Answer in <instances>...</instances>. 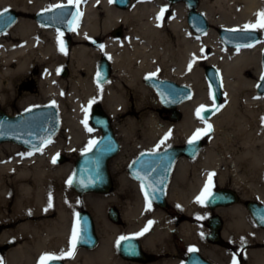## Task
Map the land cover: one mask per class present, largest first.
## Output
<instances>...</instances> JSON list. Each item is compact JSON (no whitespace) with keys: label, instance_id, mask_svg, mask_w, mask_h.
Returning a JSON list of instances; mask_svg holds the SVG:
<instances>
[{"label":"bare ground","instance_id":"1","mask_svg":"<svg viewBox=\"0 0 264 264\" xmlns=\"http://www.w3.org/2000/svg\"><path fill=\"white\" fill-rule=\"evenodd\" d=\"M58 4L72 3L69 0H0V9L34 13ZM77 6L81 20L71 33L75 43L71 51L63 48L62 37L56 29L41 27L30 19H20L7 33L0 35V104L5 106L9 100L18 99L26 106L39 103L42 100L32 93L37 86L45 101L63 108L65 127L71 123L66 102L77 113H82L94 100L116 119L122 112H131L129 108H134V100L139 101L140 106L147 98L149 90L142 85L146 76L164 74L193 88L195 93L180 106L184 120L174 128L160 124L154 115L144 116L142 138L147 141L145 147L157 149L160 139H164L165 145L187 141L197 129H207L211 125L206 134L208 143L199 156L192 161L179 162L183 183L176 187L171 203L190 216L204 214V208L196 201L197 188H205L215 176L219 177L222 188H227L225 180L230 175L233 179L230 189L238 192L243 200L254 199L264 204V95L256 92L262 75L260 58L264 41L254 47L234 49L218 40L214 30L197 36L186 24L184 5L171 7L166 0H133L127 9L117 7L113 0H79ZM201 11L213 26L242 30L245 25L257 22V14L264 11V0H201ZM119 26L125 29L124 37H111ZM256 29L262 30L264 35V29ZM96 38L103 41L101 51L91 47V41ZM102 54L109 57L114 70L113 78L105 85L95 80L96 61ZM60 59L71 61L69 83L62 81L54 71ZM36 61L45 67L40 75H36ZM203 62L215 68L221 78L223 100L218 108L208 79L200 68ZM202 105L217 108V113L208 122L198 124L196 112ZM139 123L135 117L128 116L122 127L116 125L126 147L130 140L137 138ZM69 137L73 145H78L88 136L74 131ZM56 154L57 151L51 155V162ZM36 156L27 161L23 158L27 164L38 161L40 165L34 173L25 167L19 170L16 165L22 161L17 156L0 161V223L6 222L9 227L0 241L12 236L31 239L30 246L16 247L6 257L0 254V261L3 264H39L44 254L57 256L69 251L68 254L74 255L69 264H78L79 257L83 260L80 264H123L116 253L119 227L110 224L104 212L111 204L120 205L130 231L141 222L138 221L142 212L139 201L128 206L120 202L132 185L126 175L116 176L115 193L103 194L105 197H99L91 205L101 233L97 248L74 253L70 249L73 240L69 227V205L73 200L68 197L66 188H56L53 183L54 180L62 183L64 172L71 165L44 168L42 159ZM191 172L195 184L190 181ZM8 174L13 178H6ZM64 182L66 184L65 178ZM11 196L15 197L13 208L5 205L4 212L1 203ZM52 208L57 214L55 219L30 221L10 228V221L18 217L49 213ZM215 211L226 221L224 238L244 252L246 262L264 264V228L253 222L246 207L239 204L218 207ZM163 221L164 218L158 217L151 220V224ZM181 229L187 241L200 233L199 226L189 222ZM212 251L226 254L219 246H213Z\"/></svg>","mask_w":264,"mask_h":264},{"label":"water","instance_id":"2","mask_svg":"<svg viewBox=\"0 0 264 264\" xmlns=\"http://www.w3.org/2000/svg\"><path fill=\"white\" fill-rule=\"evenodd\" d=\"M132 0H114L117 7L126 9L130 6ZM171 4L184 3L187 8V24L197 35H203L210 31L211 24L207 16L200 9V0H168ZM63 7H54L52 10H42L34 15V20L41 26L54 28L62 34L70 33L81 19V13L74 4H60ZM6 15L0 19V35L6 33L19 20L18 11L8 9ZM11 17V22L8 18ZM220 28L218 34L222 42L229 48H245L257 45L262 40V34L258 30H236ZM117 37H122L121 29L115 32ZM250 45V46H249ZM262 66L264 71V52L262 54ZM67 71L63 75H67ZM264 75V72H263ZM111 64L107 57L102 58L98 66L96 80L105 84L110 80ZM206 76L210 82L213 96L217 102L222 99L221 80L215 68L208 67ZM262 77V76H261ZM147 86L153 88L160 97L161 105L173 114L172 120H182V113L178 110L180 105L192 99L194 96L193 88L187 85H181L173 80L149 76L145 79ZM257 92L264 95V79H260L257 85ZM201 110L200 117L208 120L213 115V108H204ZM90 123L94 129L102 131V137L94 144L92 149L79 156L75 163L74 174L69 186L78 195L86 194H108L112 190V178L109 170V162L120 151V143L112 127L110 116L106 111L96 106L93 108ZM61 127L59 110L54 105H45L27 109L18 115L12 116L0 109V146L11 143L29 150H40L47 145L55 135L58 134ZM202 140H197L193 144L187 143L184 146H172L163 153L148 154L140 156L133 162L129 172L140 179L144 172L152 175L166 172L164 183L159 187H149L145 181V191L148 196L155 201L161 208L166 207L165 190L172 168L180 158L196 159L203 149ZM145 159L151 161L146 162ZM150 165L151 169L147 171L143 165ZM158 191V194L153 192ZM210 209L221 206L234 205L239 202L237 193L233 190H219L212 193L205 200ZM246 208L252 219L262 228H264V204L250 201ZM110 219L118 222V212L112 208L109 213ZM218 223V219H216ZM78 238L76 247L93 249L98 245L94 219L89 212H81L76 221ZM133 238L124 240L120 245L121 251H126ZM201 264H209L199 257ZM44 264H64L56 259H49ZM190 264V262H187Z\"/></svg>","mask_w":264,"mask_h":264},{"label":"rangeland","instance_id":"3","mask_svg":"<svg viewBox=\"0 0 264 264\" xmlns=\"http://www.w3.org/2000/svg\"><path fill=\"white\" fill-rule=\"evenodd\" d=\"M132 2H133V0H132ZM132 2H131V4H132ZM166 2L171 7H173L175 5H178V4L184 5V7H185V19H187L188 8H187V6L184 3L170 4L167 0H166ZM72 4L77 5V3H72ZM131 4H130V6H131ZM53 8L54 7H51L49 10H51ZM7 9H14V8H7ZM200 9H201V0H200ZM3 10L4 9H0V11H3ZM16 11H18V10H16ZM18 12L20 14V19H22V18L23 19H30V20H33L36 23V21L34 20V15L37 12H34V13H24V12H21V11H18ZM169 15H170V13H169ZM36 24L39 25L38 23H36ZM186 24H187V21H186ZM187 26H188V24H187ZM220 28L221 27L213 26L211 24V30H214V31L217 32L218 40H220L219 34H218V30ZM119 29H121L122 32H123V35H122V38H123L124 37V34H125V29H124L123 26L117 27L112 32L111 37H113V38H119V37H117L115 35V32L117 30H119ZM251 30H258V31H260L262 33V36H263L262 41H264V35H263V31L262 30H260V29H251ZM71 33L72 32H70V33H68L66 35L60 34V36L62 37L63 48L66 49L67 51H71V49L75 45ZM197 36H203V35H197ZM119 39H121V38H119ZM102 42H103L102 39L96 38V39H94V40L91 41V47L94 48V49H98L99 51H101L102 48H103V46H102L103 43ZM262 53H261V56H262ZM210 54H211V51L208 52V54H207L208 57H209ZM104 57H107L109 59L108 56H106L105 54H102V55L99 56V58L96 61V65H95L96 66V72H95L96 74H97V69H98V65L100 63V60H102V58H104ZM57 61H59V62H57V66L54 67V69H55L54 71L57 73L58 77L62 81H65V82L69 83V80L72 77L71 61L70 60H67V59H60V60H57ZM109 61L111 63V60L110 59H109ZM260 61H261V58H260ZM35 63L38 64V68L36 69V75H40L41 74V70L45 69V67L44 66H41V64L38 63L37 61ZM261 66H262V63H261ZM208 67L209 66L207 65L206 62H203L202 65H201V67H200L201 70H203L205 76H206V70H207ZM64 70H67V72H68L66 76H64L62 74ZM111 71H112L111 78H110V80L108 82L111 81V79L113 78V74H114V70H113L112 63H111ZM262 73H263V68H262ZM34 76H35V74H34ZM154 76L160 77V78H164V79L166 78V79L173 80L171 78H168L164 74H161V76H157V75H154ZM146 77H148V76H146ZM95 80H96V75H95ZM173 81H175V80H173ZM175 82H177V83H179L181 85H185V84H182V83H180L178 81H175ZM208 83H209V81H208ZM98 84L99 85H105V84H100V83H98ZM142 85L149 90V94H148L147 98L144 101H142V103L140 104V106H138L140 102L134 100L133 101L134 108L133 109L129 108V110L132 113L129 112L127 114L125 112H122L120 115H118L116 117V119H113L111 117L112 122H113L114 131H115V133H116V135L118 137V140L122 144V152H121V154L122 155H125V157L132 156L133 153H136V151H140V150H143V149H147V147H145L146 145H144L147 141H145L144 138H142V133L145 130V124H144V121H143L144 116H146V115H148V116L154 115V116L157 117V119H158V121H159L160 124L169 125L171 128H174L177 125L181 124L183 122V120H184V117L182 118V120L180 122H175L172 119L165 118L163 116V114L161 113V110H163V107H162V105L160 103V99H159V96L156 93V91L146 85L145 79L142 81ZM210 89H211V87H210ZM221 89H222V85H221ZM32 90H33L32 91L33 95H35L37 98H40L42 100L41 102L34 103V104H31V105L26 106V105H22L20 103V100L19 99L18 100H9L8 101V104L5 105V106L0 104V109L3 110L4 112L10 114V115H17V114L23 112L24 110H26L28 108H33V107H39V106L53 104V103H50V102L45 101L43 95L41 94V92L39 91V88L37 86H34ZM256 92H257V88H256ZM66 95H68V92L66 93ZM222 100H223V93H222V99H221V101L219 103H217L216 100L214 99V102L216 103L217 108L222 103ZM53 105H56L59 108L61 122H62L63 121V118H64L63 117V108L61 106H59L57 103L56 104H53ZM65 105H66L67 111L69 113L71 123L68 125V127H65L62 124V127H61V130H60L59 134L54 138V140L51 142V144L48 145V146H46V147H44L41 151L34 152V154L37 155L36 157H40V159H42L41 166H43L44 168H52L51 167V164H50V157L56 151H57V153L62 152V154L65 155L68 158L69 165H71V168L69 170H66V172H64V178L66 179V184L64 182V178H63L62 183H61V181L58 182L57 180H54L53 183L55 184L54 187H56V188H62L63 190H65V188H66L68 190V193H69L68 197L73 200V202L70 203V205H69V210H70V214H69V225L70 226L69 227L71 228V235H72V228H73V225L75 223V220H76L77 215L80 212H83V211L86 210V211L90 212L93 215V217H94L93 219H94V222H95V230H96V232L98 234L99 239H101V233L99 232V229H100L99 228V223L97 221L96 214L93 213V211L91 209V205L99 197H105V196L98 195V194H87V195L79 196L78 194H76L70 188L69 181H70V179H71V177H72V175L74 173L75 163H76L77 159L79 158V156L82 153H84V152H86V151H88V150L91 149V148H89L90 141H97L101 137V135H102V133L100 131H98V130H96V129H94V128L91 127V125L89 123L90 112H91V110H92V108L94 106H100L103 109H105V108L103 107V105L101 103L96 102V103L91 104V106H89L86 110H83L82 113L81 112L77 113V111L75 110V108L70 103H67L66 102ZM204 107H206V106H204ZM217 108L215 109V114L217 113ZM128 116L135 117L136 120L138 122H140V123H139V126H138L137 131H136L137 138L130 140V144L128 145V147H126V145H125L126 144V141H125V139L123 137H120L118 135L117 130H116V125L119 126V127H122L123 126V123L125 122V119ZM86 118H87V128H91L92 129L91 132H89L87 130V128L85 127V124L83 123V121H85ZM196 118H197L198 124H201L203 122H208L210 120V119L209 120L202 119V118L198 117L197 114H196ZM74 131L81 132V133H84V134L86 133V135L88 136L87 139L84 142H82L81 144L73 145L71 143V141H70L69 134L71 132H74ZM207 138L208 137L206 135H201V138L200 139L203 140L204 146L208 143ZM161 141H164V139H160L158 141V145L160 146L158 148H168V147L175 146V145H184L189 140H187V141H181V142H178V143H170V144H166V145L164 144V142L161 143ZM130 150L133 151V152L130 153L129 152ZM27 152H28V150H26L24 148H21V147L15 148L13 146V144H9V145L3 144V145L0 146V161H3V160L4 161H6V160L9 161V160H12V159L16 158V156H17V157L20 158V160L22 162L18 163L16 165V167L19 170H22L25 167V168H28L30 171H32L34 173L35 170H36V168L40 164H38V161L31 162L29 164H27L26 162H24L23 161V158L25 157L24 154L27 153ZM27 159H26V161H27ZM116 166L115 167L113 166L111 168V174H112V178L114 180V187L116 186V176H120L121 173H123L125 171L124 165L120 164V165H116ZM6 178H13V176L11 175V177H10V174H8V175H6ZM225 181H226V186L225 187L230 188L231 187V183L233 182L232 177L230 175H228ZM191 182H192V184H195V180L194 179ZM7 184L10 186L8 179H7ZM208 187H209V190L210 191H212L214 188L217 189L219 187H222L220 185L219 177L215 176L212 179L211 183L208 185ZM12 189H14V188H12ZM204 189L205 188L199 190L197 188L196 191H199V194H197L196 197L200 196L201 193H202V191H204ZM116 191H117V188L115 187L113 189V193H115ZM15 194H16V192L14 191V196H15ZM238 195L240 196L239 193H238ZM14 196H11L10 198H8L7 201L1 203L4 212H5V208H4L5 205L10 204L11 206H9V207H11V209L13 208L12 206L14 205L13 203L15 202V200H14L15 197ZM54 199H56V198L54 197ZM202 199H203V197H202ZM196 201H197V199H196ZM249 201H256V202H258L257 200H254V199H251ZM247 202H248L247 200H243L241 198V196H240V201L236 205L241 204V205H244V207H246L245 204ZM110 208H116L118 211H121V206L120 205L118 206V205L111 204V205L107 206V208L105 209V212H104L105 218L109 221V223L110 224H113V225H116L108 217V210ZM53 209L54 208H52V210L49 213H45V214H41V215L26 214V215H23L22 217H18L16 219H14L13 221H10V223H9L10 224V228L15 229L19 225L28 223L30 221H38V222H41V221H45V220H48V219H50V220L51 219H55L56 216H57V214H55V211ZM123 222H122V224H123ZM6 224H7L6 222H1L0 223V239H1L2 234L5 231H7L6 228L9 229L8 225L6 226ZM128 225L129 224L126 221L125 222V225H122V226L124 227V229H127ZM123 233L124 232H120V233L116 234L117 235L116 236V246H117V240H118V238ZM71 235H70V237H71ZM30 241H31V239L29 238V236H25V237H21V238H16V237L12 236L11 238H9V239H7V240H5L3 242L0 241V254L2 256L6 257L7 254L10 251H12L13 249H15L16 247H19L21 245L22 246H25V247L30 246V243H31ZM259 247H262V246L260 245ZM237 254H240L242 256V260L246 261V257H245L244 252L240 251Z\"/></svg>","mask_w":264,"mask_h":264},{"label":"flooded vegetation","instance_id":"4","mask_svg":"<svg viewBox=\"0 0 264 264\" xmlns=\"http://www.w3.org/2000/svg\"><path fill=\"white\" fill-rule=\"evenodd\" d=\"M161 113L167 119H171V116L173 114L172 112L164 108L163 110H161ZM164 151L165 148L143 149L140 151H136V153H133L132 156H128L126 158L125 155L121 154V148L119 154L110 161V171L113 166L115 167L116 165L120 164L124 165L125 171L122 174L126 175L130 183L134 185L132 186L129 183L131 186L128 187L126 195L120 199V202L125 203L124 205L128 206V204H135V201H139L141 203L142 210V212L139 213L138 220L141 222L137 224L136 227L132 229V231H130L129 225L127 229H124V227L122 226L125 225L126 222L122 208L121 211L116 210L118 212L119 220L115 224L119 227V233L124 232L120 237L124 236L133 238L126 251L122 252L120 249V245L124 240L120 241V244L116 246V253L120 261L123 264H187V262H190V264H201L199 260L200 257L207 261L209 264H233L234 260L237 262V264H247L246 261L242 260V256L240 254H237L240 252L237 246H235V244L231 240H227L224 238L226 221L215 211V209H210L205 202L199 203L204 208V214L193 217L185 214L180 210V208L171 203V200L174 198L173 193L175 192L176 187L183 183V179L181 177L182 174L179 170L178 164L182 160L192 161L193 159L182 158L177 160L174 164L165 190V208H161L149 196L146 200V191L144 187L145 183H147L149 187L159 188L164 183L166 172L159 174L157 173L154 175L144 172L141 175L142 179H147V181H145L144 183L141 178L138 179L134 177L129 172V168L131 164L142 155L159 154L163 153ZM129 152L132 153L133 151L130 150ZM24 156L26 157V159L34 157L32 154H30L29 151L25 153ZM145 161L148 162L151 160L145 159ZM50 164L53 168L55 166L57 167L58 165H67L69 164V161L65 155H59L55 158V163L50 162ZM143 167L144 169H147V171L151 169L150 165L148 164L143 165ZM189 177L191 178L190 181H192L194 179L193 173ZM112 181V188L114 189L115 187L113 178ZM221 189L230 188L219 187L217 189L214 188L210 192L213 193ZM158 193L159 192L157 190L153 192V194ZM197 194H199V191H197ZM158 217L164 218V221L162 223L149 224V227L147 228L148 222ZM216 219H218V223L216 222ZM187 222L192 225L196 224V226H199L200 228L199 235L196 236L195 239L193 238L189 241H187L181 234V228ZM145 229H147V231H144ZM139 233L143 234L137 235ZM155 245L160 246L155 247ZM161 245H163L164 247L162 248ZM213 246H219L222 250L226 251V254H215L212 251ZM189 248H195L196 251L190 252ZM79 250L90 251L94 249L77 248L75 252ZM68 252L66 251L62 257H60V255H57V257L60 258L56 260L62 261L64 264H69V261L74 257V255H69ZM80 260L83 261L80 257L76 259L78 264L81 263Z\"/></svg>","mask_w":264,"mask_h":264},{"label":"snow or ice","instance_id":"5","mask_svg":"<svg viewBox=\"0 0 264 264\" xmlns=\"http://www.w3.org/2000/svg\"><path fill=\"white\" fill-rule=\"evenodd\" d=\"M78 2H79V0H69V3H78ZM53 7H63V5H55ZM8 11L9 10L7 8H5L3 11H0V19H2L6 15V13ZM162 12H163V10H162ZM257 16H258L257 22L255 24H247V25H245L244 26V29H256V28H262V29H264V11L258 13ZM8 22H11V17L8 18ZM230 31H236V30L235 29H232ZM241 31H243V29ZM189 68H191V64L189 65ZM152 75H154V74H152ZM261 79H264V75H262ZM94 102H95L94 100L93 101H90L89 102V106H91V104L94 103ZM201 110H205L203 105L201 106L200 109L197 110V113L196 114H197L198 117L200 116ZM83 123L85 124V127L87 128V118L85 119V121H83ZM87 130L89 132L92 131L91 128H87ZM210 130H211V125H208V128L207 129H197L196 132L193 134L192 138L189 139L188 143L189 144L195 143L197 140H199L201 138V135L202 134H205L206 135L207 134V131H210ZM167 138L168 137L166 136L165 139H167ZM163 142L164 141H161V143H163ZM95 143H97V142L96 141H90L89 148H91ZM157 147H159V145ZM53 163H55V159L53 160ZM210 182L211 181L209 180V183ZM69 183H71V181H69ZM206 194H207V196H206ZM211 195H212V193L210 192L209 187L206 184L204 191H202L201 195L197 197V202L198 203H204L205 202V199H207V197H210ZM145 197H146V200H147V197H148V193L147 192L145 193ZM202 197L204 199H202ZM50 206H51V203H49V207ZM149 206H150V202H149ZM151 223L152 222L149 221V224H151ZM144 231H147V229H145ZM142 234L143 233H139L137 235H142ZM77 238H78V232H77V229L74 227L73 228V236H72L73 242H75L77 240ZM127 239H129V238L128 237H124V236L120 237L119 240L117 241V245L120 244V241L127 240ZM189 251L190 252H194V251H196V249L195 248H189ZM63 255H64V253L62 252L60 254V257H62ZM69 255H71V253H69ZM60 257H57L55 254H44L41 257V264H44V261H45L46 258L59 259ZM0 264H3V262L0 261ZM233 264H237V262L234 260L233 261Z\"/></svg>","mask_w":264,"mask_h":264}]
</instances>
